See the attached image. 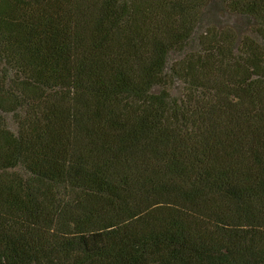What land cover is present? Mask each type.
I'll return each mask as SVG.
<instances>
[{
  "label": "trees",
  "instance_id": "16d2710c",
  "mask_svg": "<svg viewBox=\"0 0 264 264\" xmlns=\"http://www.w3.org/2000/svg\"><path fill=\"white\" fill-rule=\"evenodd\" d=\"M0 264H264V0H0Z\"/></svg>",
  "mask_w": 264,
  "mask_h": 264
},
{
  "label": "rangeland",
  "instance_id": "374dc122",
  "mask_svg": "<svg viewBox=\"0 0 264 264\" xmlns=\"http://www.w3.org/2000/svg\"><path fill=\"white\" fill-rule=\"evenodd\" d=\"M221 10V9H219ZM209 13L208 15L204 18L203 20V26H207L209 24L213 25L216 21H220L221 23H225V22H235L237 21V19L233 16L230 17V13L226 12V10L223 8L221 11H217V12H214L212 11L210 8L208 9ZM226 23V24H227ZM203 27V28H204ZM242 28H244L242 25H241ZM244 29H242L241 31H243ZM177 56L173 57L171 59L172 60H176ZM180 84H177V87L176 89L173 90V93L175 92H178V88H179Z\"/></svg>",
  "mask_w": 264,
  "mask_h": 264
}]
</instances>
